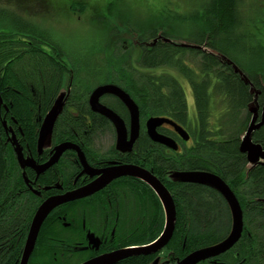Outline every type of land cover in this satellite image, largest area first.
Listing matches in <instances>:
<instances>
[{
	"label": "trees",
	"instance_id": "trees-1",
	"mask_svg": "<svg viewBox=\"0 0 264 264\" xmlns=\"http://www.w3.org/2000/svg\"><path fill=\"white\" fill-rule=\"evenodd\" d=\"M41 1L42 7L55 3L0 0V264H20L41 202L24 183L33 171L20 165L11 138L15 136L26 158L39 161L41 126L68 81L71 89L66 90L53 125L57 140L72 139L83 127L92 90L107 83L120 86L138 104L143 120L166 116L190 134L188 143L182 141V151H170V158L159 144L158 163L156 143L142 130V155L125 157L144 160L161 178L171 173L162 172L168 168L221 176L243 207L246 231L264 232V157L251 161L246 140L250 126L259 125L249 140L264 151V0H201L191 13L162 10L145 21L132 20L133 7L126 0L103 4L111 16L118 7L111 19L100 13L104 7L97 0H58L66 7L65 16L91 8L90 14L100 17L98 24L104 25L99 43L90 47L86 43L80 53L57 40L54 29L31 18L34 10L29 4ZM15 6L21 15L12 11ZM121 29L136 39L137 52L133 40L124 42ZM112 106L126 113L124 104ZM51 178L41 175L38 182L44 187ZM203 189L179 184L175 196L182 219L190 222L180 236L186 254L216 244L232 230L231 221L207 224L210 213ZM72 206L76 203L51 213L28 264H71L63 257L68 247L63 233L68 229L58 217H69ZM254 216L260 218L251 220ZM116 264H146V260L136 256Z\"/></svg>",
	"mask_w": 264,
	"mask_h": 264
},
{
	"label": "flooded vegetation",
	"instance_id": "flooded-vegetation-1",
	"mask_svg": "<svg viewBox=\"0 0 264 264\" xmlns=\"http://www.w3.org/2000/svg\"><path fill=\"white\" fill-rule=\"evenodd\" d=\"M92 92L93 90L91 91L90 97ZM100 102L120 115L126 126L128 139H130L132 128L131 113L125 103L113 94L102 96ZM88 104L90 105L89 114H87V118L83 121V127L80 128V131L74 133V138L66 139L65 141L61 139L57 140L53 130L43 150L40 151L41 154L38 153L40 160H36L33 156L29 159L35 161L39 165H43L50 161L55 155L58 145L71 142L76 146L78 145L83 150L89 170L85 169L79 157V153H77L76 150L67 149L56 164L49 167L46 172L42 174H39L36 170L29 167L33 172H31V176H29L30 180L26 178L24 183L30 192L33 193L35 197H38L41 201L39 204L41 205V203L46 201L49 197L64 195L68 192L88 186L92 182L99 181L103 172L111 169V167L133 164L147 169L167 187L171 198H173L177 211L173 230L174 233L171 239H169L168 244L158 248V250L150 251L147 254L134 252V255L128 256L116 263L125 261L129 257L142 256L145 257L146 264H179L180 260L187 257L192 251H195L191 250L188 254L185 252L186 245L180 236L183 234V227H190V222H188V219L187 221L182 219V211L178 206L179 201L178 198L175 197L179 194L178 185H183L184 183L178 178L176 179L174 174L176 171L182 172L187 170L176 169L173 172L174 169H163L162 172L171 173H166L164 178H161L156 174L157 170L155 171L154 167L144 165V160L141 162L139 160L129 161L130 159L125 157L127 153L132 154V157H135V153L137 156L138 154L142 155L143 148L141 147L139 139L142 130L148 134L146 121L151 117L143 120L140 116V135L133 143L132 150L120 151L117 147L119 135L116 125L103 114L93 111L91 109V104L89 102ZM113 104L121 106L124 104L126 113H124L123 110V113H118L113 108ZM61 111L62 110H59L57 113L59 114ZM158 132L171 137L179 145V148L174 150L166 144H161L153 140L154 143H156L154 144V155L158 163L160 161L158 155L159 144L163 147L165 146V153L170 158L171 156L169 154H172L171 152L182 151V141L184 143L190 141V139L184 141L175 128L168 123H164L162 126L158 127ZM108 139H110V143L106 145ZM46 174L51 175V183L50 185L42 187L38 179L41 175L44 176ZM188 184L192 183H186V185ZM194 185L196 186V184ZM197 185L205 186L203 190L206 197V207L207 211L210 213V219H207V224L214 226L216 223L224 224L231 221L233 225L232 213L230 216L231 208L229 210L230 206L225 196L212 185L206 186L200 183ZM74 202L76 206L69 208V217L68 214L58 217L61 219V224L68 229L63 233L65 239L68 241L66 243L68 247L64 248L66 254H64L63 257L64 260L70 261L71 264H82L86 261L93 260V258L104 256V254L114 253V251L125 249L135 250L139 247H146L147 245L154 244L163 235L167 223L166 210L164 209L163 201L159 194L146 180L136 176L122 175L114 178L108 183H103L99 191L90 196L59 205L52 212L64 205H69ZM259 218L260 216H254L251 220ZM246 229L244 217V232L240 240L222 254L202 260L198 264H264V232L252 233L246 231ZM157 231H161L157 238L146 243L152 234ZM230 233L229 231L224 235L219 242L222 243ZM219 242H216V244H219ZM176 244L177 248L176 251H174V245ZM203 247L208 246H202L201 248Z\"/></svg>",
	"mask_w": 264,
	"mask_h": 264
},
{
	"label": "water",
	"instance_id": "water-1",
	"mask_svg": "<svg viewBox=\"0 0 264 264\" xmlns=\"http://www.w3.org/2000/svg\"><path fill=\"white\" fill-rule=\"evenodd\" d=\"M114 94L118 98H120L123 102L126 103L129 112L131 113V138L128 139L126 126L124 124L123 119L115 113L111 108L107 107L103 103L100 102V98L104 95ZM67 92L58 99L53 110H51L44 121L42 130L40 132V138L38 147L40 151L43 150L45 143L48 141V137L51 136L53 131L54 121L58 115V111L62 109V102L67 96ZM89 103L91 104L93 110L95 112H99L103 114L108 119H110L117 127L118 133V141L117 146L121 151H131L133 148V143L139 137L140 130V116L141 112L138 104L133 100V98L124 91L120 86H117L113 83H107L104 85L97 86L96 89L92 92V95L89 99ZM147 133L149 134L152 141L159 142L161 144H166L171 149H178V143L167 135H163L158 132V127L162 126L164 123H168L180 134L184 141L190 139V134L184 128L179 125L177 122H173L171 119L167 117H159L152 116L146 121ZM257 126H250V130L246 135V140L249 142L247 147L250 151V160L255 161L260 157H264V151L259 146L252 145L251 141V133L255 130ZM11 140L14 141L16 148L18 150V160L21 163V166L31 167L32 169L38 171L39 174L46 172V170L55 165L59 158L63 155L67 149H74L79 153V157L85 166L86 170H89L88 164L85 158V154L83 150L77 145L72 144L71 142H66L58 145L56 147L55 155L50 159V161L46 162L43 165L37 164L35 161L26 158L23 154V151L20 149V145L13 135ZM251 143V144H250ZM122 175L136 176L141 179H145L152 188H154L159 194L160 198L163 201L164 209L166 210V227L164 229L163 235L157 240L156 243L147 245L146 247H139L135 250L125 249L114 251V253L104 254V256H100L97 258H93V260L86 261L82 264H115L116 262L125 259L128 256L134 255L136 253L147 254L150 251H156L158 248H161L168 244L169 239H171L174 233L175 227V219L177 211L175 209L173 198H171L170 193L167 187H164L163 184L158 180L157 177H154L147 169L141 168L135 165H122L120 167H111L109 170H105L103 175L100 177L99 181L92 182L90 185L79 188V190L68 192L64 195L54 196V198L48 199L46 202H43L42 205L35 212V216L30 224V229L27 234V240L24 245L23 254L21 257L20 264H28L30 261V257L36 249V244L38 242L39 233L44 226V222L48 219L50 213L55 210L59 205L64 203H69V201L79 200L80 198H84L90 196L91 194L99 191L101 185L103 183H108L112 181L114 178L120 177ZM176 179L178 178L181 181L186 183L194 182L200 183L204 185H212L219 190V192L225 196L228 205L231 208V213L233 217V225L232 231L229 236L223 240L222 243L213 245L212 247L201 248L200 250L192 251L187 257L180 261L179 264H198L202 260L212 258L214 255L222 254L227 251L230 247L234 246L236 242H238L241 238V235L244 231V217H243V209L239 202L237 195H235L234 191L228 185L222 177L214 174L209 171H187L181 172L176 171L174 174Z\"/></svg>",
	"mask_w": 264,
	"mask_h": 264
},
{
	"label": "rangeland",
	"instance_id": "rangeland-1",
	"mask_svg": "<svg viewBox=\"0 0 264 264\" xmlns=\"http://www.w3.org/2000/svg\"><path fill=\"white\" fill-rule=\"evenodd\" d=\"M113 2V0H111ZM125 1V0H124ZM128 1L133 9L131 15L132 20L135 21L142 19V21H145L154 13H157L158 11H173V12H182V13H191V11L194 9L195 6H197L201 0H126ZM205 1V0H202ZM42 2V1H41ZM97 2L101 3V6L104 7L101 9L100 13L104 15L105 12V3L108 2V0H97ZM251 2V1H250ZM34 2H31L29 5L33 8V13L31 14L32 17L38 24H41L44 28L49 29L52 28L55 30L52 31L56 37L57 40L60 42H64L66 46H68L70 49H76L80 53V50L85 49V47H90L95 44V42L98 44L99 40L102 38V31L101 27L104 26L103 24H98L100 21V17L95 16L92 13V9L86 13H79V14H72L65 16V13L63 10L66 9L64 4L60 3L58 0H55L54 2H51L48 4V7H42V3L37 2L35 3V6H33ZM2 4V2H0ZM104 4V5H103ZM117 5V4H115ZM80 8L83 6L77 5ZM119 6V5H117ZM116 7V6H115ZM50 8V9H49ZM79 8V9H80ZM118 7H116L113 10V16L109 15V18L111 19L114 17L115 11ZM14 13L21 15L22 11L15 6L12 10ZM98 17V18H96ZM106 19L105 17L103 18ZM121 35L125 38L124 42H131V40L134 41L136 51L137 52V41L132 37L131 34L126 33L121 29ZM88 43V46H85V44ZM127 44V43H126ZM70 80V79H69ZM71 83V81H70ZM70 83L68 81V87L64 88L62 94L65 93V90L71 89ZM72 85V83H71ZM186 92H188L187 86L185 87ZM68 93V92H67ZM189 106L192 110L194 108V101L192 99L191 92L189 93ZM110 143V139L106 141V145Z\"/></svg>",
	"mask_w": 264,
	"mask_h": 264
},
{
	"label": "bare ground",
	"instance_id": "bare-ground-1",
	"mask_svg": "<svg viewBox=\"0 0 264 264\" xmlns=\"http://www.w3.org/2000/svg\"><path fill=\"white\" fill-rule=\"evenodd\" d=\"M122 89H123V88H122ZM128 94H130V93H128ZM113 95H114V94H113ZM130 96H131V95H130ZM116 97H117V96H116ZM131 97H132V96H131ZM58 99H59V98H58ZM58 99H57V100H58ZM119 99H120V98H119ZM122 102H123V101H122ZM62 103H64V101H63ZM124 103H125V102H124ZM104 105H105V104H104ZM125 105H126V103H125ZM126 106H127V105H126ZM127 108H128V107H127ZM91 109L93 110L92 106H91ZM93 111H94V110H93ZM39 138H40V135H39ZM39 138H38V139H39ZM117 147H118V146H117ZM18 161H19V160H18ZM19 163H20V161H19ZM20 165H21V163H20ZM187 171H195V170H187ZM187 171H182V172H187ZM198 171H200V170H198ZM198 171H197V172H198ZM37 172H38V171H37ZM214 174H215V173H214ZM216 175H217V174H216ZM219 177H220V176H219ZM144 180H145V179H144ZM180 181H181V180H180ZM181 182H183L184 184H186V182H184V181H181ZM190 183H192V184H196V185L198 184V183H194V182H190ZM163 186H164V185H163ZM164 187H165V186H164ZM170 196H171V195H170ZM51 198H54V196H53V197H49V198H47V200H48V199H51ZM47 200H46V201H47ZM46 201H44V202H46ZM42 203H43V202H42ZM42 203H41V205H42ZM41 205H39L38 208H39ZM38 208H37V209H38ZM55 209H56V208H55ZM36 211H37V210H36ZM34 216H35V215H34ZM33 218H34V217H33ZM30 224H31V223H30ZM41 230H42V229H41ZM243 232H244V231H243ZM242 234H243V233H242ZM241 236H242V235H241ZM38 239H39V238H38ZM225 239H226V238H225ZM217 244H218V243H217ZM219 244H220V242H219ZM215 245H216V244H215ZM212 246H213V245H212ZM212 246H210V247H212ZM203 248H207V247H203ZM203 248H202V249H203ZM230 248H231V247H230ZM230 248H229V249H230ZM198 250H200V249H198ZM227 250H228V249H227ZM218 255H219V254H218ZM214 256H215V255H214ZM183 259H184V258H183ZM183 259H182V260H183ZM180 261H181V260H180ZM179 263H180V262H179Z\"/></svg>",
	"mask_w": 264,
	"mask_h": 264
}]
</instances>
